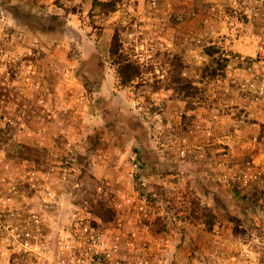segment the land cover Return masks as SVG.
<instances>
[{
	"label": "rangeland",
	"instance_id": "obj_1",
	"mask_svg": "<svg viewBox=\"0 0 264 264\" xmlns=\"http://www.w3.org/2000/svg\"><path fill=\"white\" fill-rule=\"evenodd\" d=\"M263 41L264 0H0V260L14 242L2 223L35 212L34 264H55L74 204L128 228L117 205L142 184L174 188L159 200L187 231L156 264H231L264 241V190L233 185L248 166L264 185Z\"/></svg>",
	"mask_w": 264,
	"mask_h": 264
},
{
	"label": "built area",
	"instance_id": "obj_2",
	"mask_svg": "<svg viewBox=\"0 0 264 264\" xmlns=\"http://www.w3.org/2000/svg\"><path fill=\"white\" fill-rule=\"evenodd\" d=\"M216 10V7L212 8ZM253 9V8H252ZM259 59L264 61V41L258 45ZM252 70V67H250ZM253 86V85H252ZM182 156H186V149H182ZM131 178H139L141 163L133 158ZM66 179V174L64 175ZM261 172L257 167L248 166L234 178V184L245 193L263 189ZM168 193L173 187H160ZM158 187L142 184L132 187L122 194V202L117 206L132 210L133 217L125 220L128 228L119 225L116 228L105 229L93 223L90 216H82L79 205L74 204L76 210L70 212L66 226L60 228L56 235V262L55 264H156L162 261L164 252H168L170 240L181 239L187 231L180 228L183 221L178 213V206L168 199L159 200ZM46 193L56 198L57 191L52 185L45 187ZM56 201V200H55ZM54 202L45 204L52 207ZM256 210L264 214V203L258 200ZM183 213V212H182ZM188 214V212H187ZM161 219L166 228L157 230L155 220ZM42 212L32 213L26 226H22L18 219L2 223L6 229L11 228L13 233V247L11 262L1 261L0 264H34L37 257L36 239L30 224L39 226L45 222ZM23 221V220H21ZM264 221V216L258 219ZM261 239V238H260ZM231 264H264V241L254 239L243 243L237 255L231 257Z\"/></svg>",
	"mask_w": 264,
	"mask_h": 264
},
{
	"label": "crops",
	"instance_id": "obj_3",
	"mask_svg": "<svg viewBox=\"0 0 264 264\" xmlns=\"http://www.w3.org/2000/svg\"><path fill=\"white\" fill-rule=\"evenodd\" d=\"M169 101H170L171 103H169V104L167 105V104L164 103V99L161 100V103H163V105H164L163 108L161 109V111H163V112H162L163 114L165 113V110H166L165 107H166V106H169V107L173 106L172 103H173L174 101H173V100H169ZM169 101H168V102H169ZM180 103H183V102L180 101ZM215 112H216V107H212V106H210L209 109L206 111V114H207V113H209V114H207V117H205V119H206L207 121H209V123H211V122L213 121V120H212V116H213V114H214ZM220 237H221V236H220ZM221 238H222V237H221Z\"/></svg>",
	"mask_w": 264,
	"mask_h": 264
},
{
	"label": "trees",
	"instance_id": "obj_4",
	"mask_svg": "<svg viewBox=\"0 0 264 264\" xmlns=\"http://www.w3.org/2000/svg\"><path fill=\"white\" fill-rule=\"evenodd\" d=\"M136 76H138V74H135ZM133 76V75H132Z\"/></svg>",
	"mask_w": 264,
	"mask_h": 264
}]
</instances>
